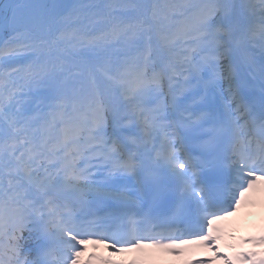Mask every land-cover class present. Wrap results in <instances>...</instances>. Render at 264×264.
Returning <instances> with one entry per match:
<instances>
[{
  "label": "snow or ice",
  "instance_id": "snow-or-ice-1",
  "mask_svg": "<svg viewBox=\"0 0 264 264\" xmlns=\"http://www.w3.org/2000/svg\"><path fill=\"white\" fill-rule=\"evenodd\" d=\"M261 184L264 0H0V264L213 241Z\"/></svg>",
  "mask_w": 264,
  "mask_h": 264
},
{
  "label": "bare ground",
  "instance_id": "bare-ground-1",
  "mask_svg": "<svg viewBox=\"0 0 264 264\" xmlns=\"http://www.w3.org/2000/svg\"><path fill=\"white\" fill-rule=\"evenodd\" d=\"M258 201L257 205L251 207L248 203L251 201ZM245 203H240L234 214L229 217H232L231 220L228 218L219 219L213 222V231L219 234V242H225V244L217 246V242L212 244L211 253L215 256V264H219L224 261L225 257L231 256L233 251L231 250V245L236 243V237H231L232 232L238 231V227L244 222H249L250 224H256L257 226H261V231H264V190L256 189L252 190L249 193L245 194V197L241 200ZM247 202V203H246ZM159 253V251H157ZM190 247H182L175 254H166V257H156V262L158 264H169V261H175V264H187L188 258L191 257L193 252H191ZM183 259L181 261L180 259Z\"/></svg>",
  "mask_w": 264,
  "mask_h": 264
},
{
  "label": "trees",
  "instance_id": "trees-1",
  "mask_svg": "<svg viewBox=\"0 0 264 264\" xmlns=\"http://www.w3.org/2000/svg\"><path fill=\"white\" fill-rule=\"evenodd\" d=\"M4 38L7 39V34H5V37Z\"/></svg>",
  "mask_w": 264,
  "mask_h": 264
},
{
  "label": "rangeland",
  "instance_id": "rangeland-1",
  "mask_svg": "<svg viewBox=\"0 0 264 264\" xmlns=\"http://www.w3.org/2000/svg\"><path fill=\"white\" fill-rule=\"evenodd\" d=\"M83 256H84V253H83V255H82L81 259L83 258Z\"/></svg>",
  "mask_w": 264,
  "mask_h": 264
}]
</instances>
